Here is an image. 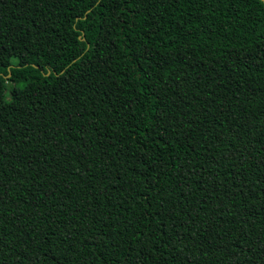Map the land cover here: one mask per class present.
Returning a JSON list of instances; mask_svg holds the SVG:
<instances>
[{"label":"trees","instance_id":"trees-1","mask_svg":"<svg viewBox=\"0 0 264 264\" xmlns=\"http://www.w3.org/2000/svg\"><path fill=\"white\" fill-rule=\"evenodd\" d=\"M0 264H264V3L0 0Z\"/></svg>","mask_w":264,"mask_h":264},{"label":"rangeland","instance_id":"rangeland-1","mask_svg":"<svg viewBox=\"0 0 264 264\" xmlns=\"http://www.w3.org/2000/svg\"><path fill=\"white\" fill-rule=\"evenodd\" d=\"M25 52H26V50H23L22 53L24 54ZM12 61L15 62L16 59H13ZM6 91H7V96H6V98L8 99V98H9V90L7 89Z\"/></svg>","mask_w":264,"mask_h":264},{"label":"water","instance_id":"water-1","mask_svg":"<svg viewBox=\"0 0 264 264\" xmlns=\"http://www.w3.org/2000/svg\"><path fill=\"white\" fill-rule=\"evenodd\" d=\"M264 3V0H261Z\"/></svg>","mask_w":264,"mask_h":264}]
</instances>
